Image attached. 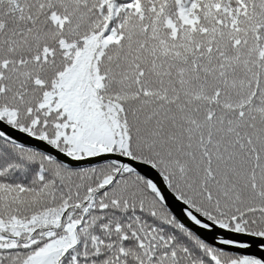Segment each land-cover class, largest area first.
<instances>
[{"label": "snow or ice", "instance_id": "1", "mask_svg": "<svg viewBox=\"0 0 264 264\" xmlns=\"http://www.w3.org/2000/svg\"><path fill=\"white\" fill-rule=\"evenodd\" d=\"M0 264H264V0H0Z\"/></svg>", "mask_w": 264, "mask_h": 264}]
</instances>
